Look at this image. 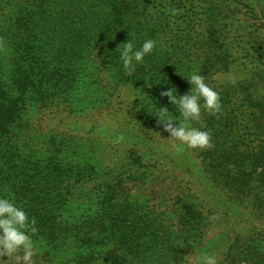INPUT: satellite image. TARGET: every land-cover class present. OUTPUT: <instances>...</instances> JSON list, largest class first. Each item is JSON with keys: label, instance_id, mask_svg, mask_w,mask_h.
Instances as JSON below:
<instances>
[{"label": "trees", "instance_id": "16d2710c", "mask_svg": "<svg viewBox=\"0 0 264 264\" xmlns=\"http://www.w3.org/2000/svg\"><path fill=\"white\" fill-rule=\"evenodd\" d=\"M160 1L158 16L164 15L160 18L164 26L160 33L159 28L150 33L156 46L145 57L144 63L127 75L120 65L119 53L115 51L116 40L129 37L124 7L121 0H102L107 9L106 34L111 37L103 53L110 58V64L103 67L104 64L99 63L96 91L100 101L106 102L109 95L120 87H132L135 103L129 107L134 111V117L144 127L151 126V129L165 133L157 124L155 115L150 114L154 106L157 109L166 107L174 116L178 113L168 97L160 93L175 88L178 96L183 95L191 87L183 78L186 79L191 72L198 71L205 79H210L214 72L227 71L231 67L229 57L233 55L234 40L223 28V22L230 20V28L240 20L236 15V1H240L232 0L235 5L229 0ZM187 2L192 12L182 20L185 25L172 22L173 16L167 11L171 7L169 4L180 6ZM252 12L255 19H262L258 12ZM255 25L252 23L253 29L247 35V44H252L250 55L255 52L251 40ZM136 44L139 46L138 42ZM15 52L10 81L12 90L0 84V197L13 194L15 203L23 206L29 217L35 218L38 233L33 239L41 250L35 258L40 264H170L172 260L167 262L168 259L177 256L185 246L188 248L201 226V214L194 203L188 201V197L179 196L185 194L183 191L161 201L158 206H165V210L172 214L167 220H161L160 214L164 212L152 210L146 202L148 199L141 197L142 202L138 204L137 199L127 193L130 189L127 190L126 180L130 179L135 185L143 183L138 175L131 179L120 172L110 181L99 184L97 195L100 201L93 219L73 224L64 220L66 212L72 209L54 204V200L62 196L61 183L67 174L79 177L77 181L90 175L96 160L89 156L76 159V153H63L56 141L57 136L35 144L31 119L35 109L52 102L55 97L62 99L66 107H75L81 96L74 85V69L66 67L61 59L48 70L39 64V60L25 58L30 56L29 47H18ZM33 63L38 64L31 65ZM253 73L255 81L264 82V59L257 61ZM221 81L223 84H209L220 94L222 115L210 116L202 112L204 130L211 132L212 143L211 148L201 150L202 156L204 159L213 158L220 167L226 166L230 185L227 190L237 194L240 204L248 203L257 210H264V96L257 103L256 95L250 90L255 86H241L245 95H250L243 99L245 109L260 107L250 113L254 114L252 120L262 141L257 148L248 149L233 138L237 136L235 110L240 108L247 112L242 107L244 103H239V95L234 96L236 82L223 78ZM72 95L78 98L71 100ZM252 120L248 119L247 126ZM193 126L200 125L193 122ZM217 149H223V153ZM139 157H134V161L139 162ZM233 166L235 171L232 173ZM37 172L41 173L39 179L34 178ZM224 176L216 180L221 181ZM123 192L127 194L120 200ZM179 201L182 202L180 206ZM175 232L180 237H173ZM253 246L259 247V243L249 245ZM249 253L244 252L241 264H264L254 257L255 254L263 256L262 253L257 250ZM2 259L4 263L0 261V264L14 263L7 257Z\"/></svg>", "mask_w": 264, "mask_h": 264}, {"label": "rangeland", "instance_id": "374dc122", "mask_svg": "<svg viewBox=\"0 0 264 264\" xmlns=\"http://www.w3.org/2000/svg\"><path fill=\"white\" fill-rule=\"evenodd\" d=\"M121 1L127 35L139 46L151 38V30L159 28V33L162 31L164 21L160 18L164 15L158 16L161 10L157 7L160 0ZM239 1H236V15L240 20L230 28V20L223 22V28L234 40L233 55L229 57L231 67L227 71L214 72L205 82L223 84L222 78L235 81L234 96L239 95L240 104L244 103V97H250L245 95L241 86L253 85L255 87L250 90L258 103L264 96V82L254 80L253 67L258 60L264 59V0ZM169 5L179 10L172 22L185 25L182 20L192 12L190 3ZM253 10L262 19H255ZM106 15L102 0H0V84L3 87L12 90V59L18 47H29L30 56L25 58L39 60V64L48 70L61 59L66 67L74 69V85L81 96L75 107H66L62 99L55 97L52 102L35 109L31 119L35 144L57 136L56 141L63 153H76V159L89 156L96 160L90 175L77 181L79 177L67 174L61 183L62 196L56 198L54 204L72 209L66 212L64 220L73 224L93 219L100 201L97 195L99 184L103 185L120 172L131 179L138 175L143 183L135 185L130 179L126 180L127 190L130 189L127 193L133 195L138 204L142 202L141 197L148 199L146 202L152 210L164 212L160 214L161 220H167L172 214L165 210V206L158 205L165 197L169 199L180 191L185 194L179 196L188 197L201 214L198 236L190 240L188 248L185 246L167 262L171 259L170 264H195L199 256L216 253L219 264H241L244 252L251 254L257 250L263 256L255 254L254 257L264 263V210H257L248 203L240 204L237 194L228 192L230 185L226 175L229 172L225 165L220 167L213 158L204 159L201 150L174 144L167 139V133L141 125L129 107L135 103L132 87H120L109 95L110 101H100L96 73L100 69L99 63L104 64L103 67L110 64V58L103 53L111 40L106 34ZM254 22L256 29L251 40L255 52L250 55L252 44H247V35ZM129 37L116 42L120 45ZM74 96L70 99L78 98ZM242 107L245 109V103ZM258 108H247V112L240 108L235 110L237 136L233 138L248 149L257 148L262 141L252 120L254 114L250 113ZM248 119L252 121L247 126ZM217 151L223 153V149ZM137 155H140L139 162L134 161ZM234 171L233 166L230 172ZM43 172L45 174L46 170ZM40 176L41 173L37 172L34 178ZM221 176H224L223 180L217 181L216 178L220 180ZM127 193L120 194L119 199L123 200ZM181 204L179 201L178 206ZM174 234L176 237L177 233ZM256 243L259 247H249ZM7 260L14 262L13 258Z\"/></svg>", "mask_w": 264, "mask_h": 264}, {"label": "clouds", "instance_id": "9594fccd", "mask_svg": "<svg viewBox=\"0 0 264 264\" xmlns=\"http://www.w3.org/2000/svg\"><path fill=\"white\" fill-rule=\"evenodd\" d=\"M167 11L171 16L179 12L175 8ZM155 46L156 41L153 39L145 40L140 46L130 39L118 45L115 51L119 53L123 71L131 75L138 65L144 63L145 57L153 52ZM183 79L191 85L185 94L178 96L175 88L160 93L161 96L168 97L178 115L174 116L166 107L157 109L155 106L150 114L155 115L157 124L162 126L163 131L168 134L167 139L174 144L193 150H207L212 147L211 132L204 130L202 112L210 116L222 115L220 94L205 82V76L198 71L191 72ZM193 122L200 126H193ZM37 233L35 218L29 217L24 207L15 203L13 194L0 197V261L7 257L13 258L14 264H36L34 258L41 251L33 239ZM195 264H219V257L216 253L204 254L196 259Z\"/></svg>", "mask_w": 264, "mask_h": 264}]
</instances>
